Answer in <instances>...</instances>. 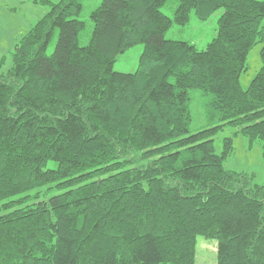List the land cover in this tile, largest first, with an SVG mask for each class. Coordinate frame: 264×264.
<instances>
[{"label": "trees", "instance_id": "1", "mask_svg": "<svg viewBox=\"0 0 264 264\" xmlns=\"http://www.w3.org/2000/svg\"><path fill=\"white\" fill-rule=\"evenodd\" d=\"M102 0L85 22L79 0L52 3L0 74V264H195L196 238L217 240V264H264V184L225 168L235 128L264 155L262 67L240 75L264 41V0ZM205 49L166 38L173 23L217 9ZM58 40L47 48L54 33ZM144 44L138 68L117 57ZM209 125L191 132L190 90Z\"/></svg>", "mask_w": 264, "mask_h": 264}, {"label": "rangeland", "instance_id": "2", "mask_svg": "<svg viewBox=\"0 0 264 264\" xmlns=\"http://www.w3.org/2000/svg\"><path fill=\"white\" fill-rule=\"evenodd\" d=\"M60 0H0V74L9 71L13 64L15 44L18 43L50 10V4ZM82 3V12L79 19L85 22V28L81 31L79 40L82 45L87 44L93 31L91 12L101 4L102 0H79ZM175 0H170L162 10L171 18L174 16ZM223 13L219 8L207 19L202 20L192 12L189 21L180 25L173 23L166 32V38L182 40L194 44L198 49H205L217 34L218 20ZM58 40V31L54 33L47 48L51 54ZM264 41L255 44L247 55V70L240 75V83L243 89H248L253 78L260 71L263 63L261 51ZM144 50V44L139 43L120 54L114 64L119 72H134L138 68L140 56ZM190 111L192 121L191 132H196L209 125L208 117L209 96L199 88L190 90ZM235 128L226 127L215 136V149L217 153L223 150V139L233 137V152L225 161L227 169L244 172L252 176L254 184H264V155L261 141L253 144L241 133L235 134ZM233 264H245L241 252L233 253ZM217 264V240L198 235L196 238V263Z\"/></svg>", "mask_w": 264, "mask_h": 264}]
</instances>
